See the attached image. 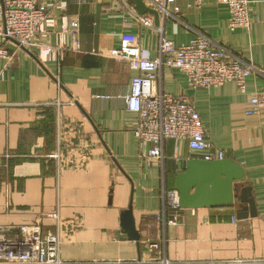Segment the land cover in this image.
Returning a JSON list of instances; mask_svg holds the SVG:
<instances>
[{
    "label": "crops",
    "instance_id": "crops-1",
    "mask_svg": "<svg viewBox=\"0 0 264 264\" xmlns=\"http://www.w3.org/2000/svg\"><path fill=\"white\" fill-rule=\"evenodd\" d=\"M44 2L55 20L51 43L62 39L70 45L71 36L61 29L69 17H77L78 45L59 60L23 49L12 50L10 65L0 58V225L31 224L40 217L44 231H54L45 215L56 210L64 264H156L151 261L163 255L150 252L148 244L162 246V241L171 263L245 259V264H264V109L245 114L264 77L251 73L245 92L232 81L191 88L183 71L163 68V89L190 99L207 139L243 167L256 207L255 216L241 219L235 207L168 209L163 224L159 167L140 155L132 131L135 113L125 103L138 71L107 52L137 44L144 55L155 57L160 14L148 0L157 19L139 14L130 0L129 9L122 0ZM174 6L178 12L163 20V30L175 46L202 33L264 66V0H250L252 25L233 30L227 6L217 0H202L198 7L192 0H176ZM136 15L149 17L152 26ZM58 139L86 145V158L78 155L75 167L62 163L57 168L46 155L56 150ZM163 153L169 184L188 159L199 158L185 141L171 139ZM129 203L139 240L122 238L121 213Z\"/></svg>",
    "mask_w": 264,
    "mask_h": 264
},
{
    "label": "built area",
    "instance_id": "built-area-1",
    "mask_svg": "<svg viewBox=\"0 0 264 264\" xmlns=\"http://www.w3.org/2000/svg\"><path fill=\"white\" fill-rule=\"evenodd\" d=\"M81 1V0H76ZM157 9L161 23L157 27V55L149 57L142 53L137 44H120L108 49V53L138 71L130 80L129 93L125 103L129 111L135 113L132 131L137 138L140 155L145 163L157 164L160 178V217L165 224L164 215L168 209H180L178 192L165 184L164 153L165 141H185L189 150L204 160L225 158L222 150L217 149L207 139L203 122L186 95H173L162 87L163 68H178L187 77L189 87H220L225 82L235 83L240 92H245L246 78L251 74L264 77V66L256 67L228 48L218 44L207 35L198 33L188 43L175 46L164 35L163 20L178 12L176 0H148ZM202 0H192L198 7ZM227 6L228 27L249 28L252 25L250 0H217ZM122 3L129 9L126 0ZM170 7L172 9H170ZM44 0H0V58H6L10 65L12 54L9 48L37 52L45 58L59 60L68 49L78 45L79 22L77 17H69L62 26L61 34L71 36V44L66 45L59 39L51 43L50 35L55 20L48 13ZM147 26H152L149 17L136 15ZM59 108L61 103L54 102ZM264 109V85L253 93L245 109L246 115H258ZM59 126V125H58ZM60 127V126H59ZM86 145L58 139L56 150L46 155L56 161L57 168L65 163L67 167L77 165L76 157L86 158ZM148 148V149H147ZM45 217L54 222V231H44L40 217L31 224L18 226L0 225V264H64L60 256L61 238L59 228L61 219L58 212L51 211ZM174 222V221H172ZM150 252L159 250L161 256L156 264H176L165 258L163 241L149 243ZM249 260L209 261L208 264H245ZM139 264H142L139 261Z\"/></svg>",
    "mask_w": 264,
    "mask_h": 264
},
{
    "label": "water",
    "instance_id": "water-1",
    "mask_svg": "<svg viewBox=\"0 0 264 264\" xmlns=\"http://www.w3.org/2000/svg\"><path fill=\"white\" fill-rule=\"evenodd\" d=\"M139 14L149 12L155 15V9L148 7L144 0H130ZM14 47L9 48L11 53ZM174 189L178 192L181 208H236L239 219L256 215L251 186L245 185L243 167L231 157L221 160L190 158L184 171L178 172L174 179ZM122 238L139 240L135 229L132 206L121 213Z\"/></svg>",
    "mask_w": 264,
    "mask_h": 264
},
{
    "label": "trees",
    "instance_id": "trees-1",
    "mask_svg": "<svg viewBox=\"0 0 264 264\" xmlns=\"http://www.w3.org/2000/svg\"><path fill=\"white\" fill-rule=\"evenodd\" d=\"M165 184H166V186L168 187V188H173L174 187V183H168L167 182V179H166V177H165Z\"/></svg>",
    "mask_w": 264,
    "mask_h": 264
}]
</instances>
